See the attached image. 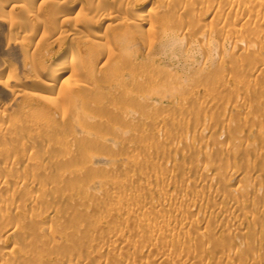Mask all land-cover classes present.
Returning <instances> with one entry per match:
<instances>
[{"label": "bare ground", "instance_id": "obj_1", "mask_svg": "<svg viewBox=\"0 0 264 264\" xmlns=\"http://www.w3.org/2000/svg\"><path fill=\"white\" fill-rule=\"evenodd\" d=\"M56 45L67 46L51 58V49ZM231 77L236 78L230 87ZM192 86L209 87L217 95L229 91L236 95L240 91L256 102L242 99L235 106L232 97L222 100L214 93L203 94L199 99L202 109L200 104L193 105L196 108L190 110L191 114L168 121L169 127L180 131L196 130L191 138L198 142V149H185L191 138L181 134L162 141L161 148L169 152L160 154L161 158L171 161L175 153L185 151L188 156L196 153L203 158L223 157L217 153L225 150L228 156L230 145L244 144L254 150L255 156L263 155V164L256 165L259 168L252 164L248 172L234 170L230 162L235 164V151L227 157L226 166L220 163L221 158L214 164L195 158V163L188 162L184 176L167 172L163 181L150 190L124 191L126 203L117 202V196L104 189L115 188L114 180L126 174L106 176L99 187L88 178L89 171L96 174L100 169L96 162L109 156L106 147L109 153L112 149L127 155L130 148L142 145L146 139L156 145L166 138L165 130H148L135 138L127 134L132 128L165 123L159 116V106L175 110L189 106L188 101L184 102L187 99L180 102L175 97L184 93L191 96ZM112 91L123 100L112 103L105 99ZM168 92L175 99L165 105L167 98L163 95ZM205 105L211 108L206 110L210 122L196 125L194 121L207 115ZM250 108L255 109L252 115ZM235 113L243 114L241 126L235 125ZM234 125L240 130L228 131ZM262 125L264 0H0V190H11L10 195H3V190L0 193V264H142V258H147L144 264H195L191 254L181 255L177 249L199 240L200 246L206 242L199 249L207 255V242L214 237L222 252L212 261L205 258L197 264H223L229 260L247 264L240 260L239 253L243 249L251 250L249 254L253 251L241 241L264 233V222L248 220L255 210L264 212V194L261 202L260 195L257 197V203L247 194L242 195L240 191L245 188L239 187L245 181H249L245 186L251 187L248 184L258 180L256 186L253 184L255 188L261 185L259 180L264 183V177L259 178L264 172ZM27 126L33 130H25ZM253 129L261 135L258 144L250 136L244 137L243 133ZM215 131H228L226 144L219 141ZM110 132H119L123 141L106 138ZM34 147L49 152L37 149L43 154L34 156L29 153ZM51 154L56 158L51 159ZM139 154L132 156L147 160L146 154ZM28 164L40 166L46 173L61 167L70 169L46 179L50 187L40 191L32 187L44 183L47 177L26 172ZM210 172H223L224 183L236 181L238 185L219 189L213 174L207 178ZM197 173L207 177L200 175L198 180L194 177ZM174 185L178 187L166 189L164 198L158 199L163 186ZM205 196L212 202L199 205ZM173 198L180 204L168 207L163 218L159 212L140 209L133 203L140 199L142 204L159 205ZM44 199L51 203L45 205ZM231 201V206L224 204ZM60 204L68 211L55 213L54 208ZM183 204L197 205L198 212H187ZM37 205L41 208H35ZM16 208H27L37 218L50 216L43 221L36 220V216L35 220L27 219L18 231L17 223L1 213ZM175 219L178 227L187 228L174 236L168 222ZM190 224L197 228H189ZM222 235L232 241V249L224 247ZM151 248L155 251L149 254ZM248 264L263 263L253 256Z\"/></svg>", "mask_w": 264, "mask_h": 264}, {"label": "rangeland", "instance_id": "obj_2", "mask_svg": "<svg viewBox=\"0 0 264 264\" xmlns=\"http://www.w3.org/2000/svg\"><path fill=\"white\" fill-rule=\"evenodd\" d=\"M140 5V4H139ZM66 46L67 45H65V46H62V47H59V46H54L53 47V49H51L52 51L50 52L51 54H52V57L51 58H56L57 57V55L59 54V53H61V52H64V50L66 49ZM56 54V55H55ZM233 76V75H232ZM236 77H231V79L229 80V84H228V86H230L231 87V85H233V83H234V79H235ZM192 87H194V89L192 88V94H191V96L189 95V94H181L182 96H180V94L179 95H177L175 98H176V100L177 101H180V102H182L181 101V99L184 101L185 99H187L186 101H184V102H187L188 101V105L189 106H187V107H185V108H183V109H181V110H175L174 108H168V107H166V106H159L158 107V112L160 113V118H162V119H164V122L165 123H163V124H159V123H157V124H155V125H153V126H150V127H142V128H132V129H130V130H128L129 132H128V134H127V136H130L131 138H135L137 135H139V134H142V132H145V131H148V130H150L151 132H155V131H157V130H165V136L164 137H166V138H161L158 142L159 143H157L156 145H155V143H153L151 140H144L143 141V143H142V145H138L137 147H133V148H130L129 149V153L127 154V155H125V154H121V153H117L115 150H114V152L112 151V149H110L111 151V153H109V150H108V147H106V149H107V151H108V154H109V156H107V157H103L102 155L104 154L105 156H106V154H107V151L105 152V149H103L104 151V153L101 155V158L103 157V159H100V161L102 162H100V161H98V162H96V164L98 163V165L97 166H99L100 167V169H101V172H100V169H97L95 172H96V174H93L92 172V175H91V173H90V171L88 172V175H90L88 178H90V180H95V182H97L96 183V186H100L101 185V183H105V180L108 178V177H106V176H112V175H114L115 173H120V172H122V173H124V174H126V176L123 178V179H121V178H116L114 181H115V188H108V187H104V189H105V191H107V192H109V193H113V194H115V196H117V202H119V203H126L127 201H128V197H126V196H124V194H123V192L124 191H130V190H142V191H144V190H146V189H151L154 185H156V184H158V183H160L161 181H163V179H164V177L167 175V174H175L176 175V177H179V176H184L186 173H187V171H186V168H187V166H188V162H191L192 164H193V162L196 160L195 158H197V160H199V158H200V162H201V159H202V161H205V162H208V163H211L212 162V164H214L215 162H217V159H219L220 160V158L221 159H225L224 161L222 160L221 162L220 161H218V162H220L221 164H224L225 166L227 165L225 162L227 161V157L231 154V153H233L234 151V154L236 155V160H234L235 161V164H233V162L230 160V159H228V162L227 163H229L230 161V164H231V166L232 165H234L235 166V168H234V170L237 168L238 170H240V172L241 171H243V172H248V171H250L252 168H253V165H254V167H257V168H259L258 166H256L257 165V162H260V164L262 163V160L263 159H261V157H263V155L262 154H260V156L258 157V155H259V153L257 154V152H256V154H257V156H255V152H253L254 150H252L251 148H249V147H243V145L244 144H240V145H236V144H234V145H230V147L232 148H230L229 149V152H228V156H227V151H226V153L223 151V152H218L217 153V156H218V154L219 155H221V156H223V157H220V156H218L217 158H215V156L213 155L212 157H210L211 155H209V156H207L206 158L204 157L203 158V156H198L196 153H195V155H192V156H188L189 154L187 153V151H185V152H177V153H175L174 155H176L177 156V158H176V156H175V158L173 157V152L171 153V156H172V158H174V159H171V161H166V160H164V159H162L161 158V155H162V153L164 152V154L166 153V154H168V152L169 151H166V149H163V148H161V144H162V141H165V140H171V139H174V138H176L177 136L178 137H180L179 135H186L187 134V138H188V140L191 138V137H193V132L196 134L197 133V131L196 130H194V131H191V129L190 130H182V131H180L179 130V128L178 127H175V126H172V127H169V125H168V121H170L171 120V118H176L177 116V118H179V117H181V116H185L187 113L189 114V112H190V114H191V111H194V108H196V107H194L193 108V105L195 106V105H197V104H200L199 106H200V108L202 107L201 105H203L202 103H201V101L199 100V99H201V97L202 96H204V95H209V94H212V93H214L217 97H219L220 99H222V100H224L225 98H226V100H228V98H233V99H235V100H233V99H231V101H235L236 103H233V102H231L232 104H236L235 106H237L238 104L237 103H240V101H242V99H245L246 101H248V102H250V103H255L256 102V100L255 99H252L251 97H249V96H245V95H241V93H240V91H238V92H236V95H234L233 94V91L232 92H228V94L227 95H224V94H220V95H217L215 92H212L211 90H210V88L209 87H205V86H192ZM113 92V91H112ZM167 93V92H166ZM194 93V94H193ZM110 93H108L107 94V96L108 97H106L105 99H108L109 101H114V102H118L119 101V98L121 97V95H118V93H116L115 91L113 92V93H111L110 95H109ZM115 94V95H114ZM173 94V93H172ZM172 94L170 93L169 94V92H168V94L166 95V94H164L163 96L165 97V98H167L166 99V101H167V103L165 104V105H167V104H170V102L172 101V99H175L174 98V96H172ZM204 94V95H203ZM172 97H171V96ZM192 96H194L195 98L197 97V99H193L194 97H192ZM162 97V96H161ZM170 97V98H169ZM180 97V98H179ZM110 98V99H109ZM121 98H123V97H121ZM120 98V99H121ZM179 98V99H178ZM251 99V100H250ZM121 100H123V99H121ZM199 101H200V103H199ZM120 102H123V101H120ZM5 103V102H4ZM113 103V102H112ZM119 103V102H118ZM6 104V103H5ZM204 108H205V112H206V117L205 118H203L202 116H200L199 117V115H198V117H199V119L200 120H197V121H194V123L196 122V125L198 124V125H200L199 124V122H202V123H205V124H209V122L210 121H208L209 120V118L211 117V116H209V113L210 112H208V111H206L207 109H209L210 107H207V105H205V106H203ZM207 107V108H206ZM203 108V109H204ZM193 109V110H192ZM202 109V108H201ZM211 109V108H210ZM252 109V110H251ZM191 110V111H190ZM250 113H251V115L253 114L252 112H254L255 111V109L254 108H250ZM198 113V112H197ZM197 113H195V114H197ZM192 114H194V113H192ZM201 115V114H200ZM237 115H238V117H237ZM240 115H242L243 116V114L241 113V114H238V113H235V115H234V117H236L237 119H235V118H233V116H232V118H233V120H236L237 121V123L235 124V125H239V124H243V120L241 121V119H240V117H242V116H240ZM250 115V114H249ZM196 117V119L198 118L196 115L194 116L193 115V118H195ZM239 118V119H238ZM119 119H121V117H118V120ZM195 119V120H196ZM203 120V121H202ZM239 121V122H238ZM212 122V121H211ZM241 122V123H240ZM89 124H92V123H89ZM241 124V125H242ZM168 125V126H167ZM235 125H234V127L232 126V127H229V129L230 130H228V131H231V132H234V131H232V129L234 130L236 127H235ZM241 125H239V126H241ZM249 125H250V123H249ZM256 125V124H255ZM254 125V126H255ZM253 126V125H252ZM253 126V128H255ZM262 126H264V125H262ZM31 128V126H27V128H25V130H28V129H30ZM33 127V126H32ZM199 127V126H198ZM249 127H251V126H249ZM256 127H257V125H256ZM165 128V129H164ZM236 129H238L237 131H239L240 129L239 128H236ZM235 129V130H236ZM256 129V128H255ZM255 129H253L252 131H250V133H243L244 134V137L246 138V136L247 137H249L250 136V139L251 140H253V141H257L256 143L258 144V141H259V139H258V136L260 137L261 135L259 134L258 135V131L256 130V132H255ZM31 130H33V129H30V130H28V131H31ZM228 131L227 132H223L222 134L218 131L217 133H216V131L214 132V135H217L218 136V139H219V141L221 142V141H223V143H227V141H228ZM255 133H254V132ZM182 132V133H181ZM218 133H220V134H218ZM230 134V133H229ZM257 134V138H255V135ZM181 135V136H182ZM192 135V136H191ZM246 135V136H245ZM253 135V136H252ZM109 136V137H108ZM120 136H121V134H119V132H110V133H108V135L106 136V138H109V139H112L113 138V142H114V140H122L123 141V138H122V136H121V138H120ZM190 136V137H189ZM195 136V135H194ZM216 136V137H217ZM195 138V137H194ZM193 138V139H194ZM253 138V139H252ZM257 139V140H256ZM187 140V141H188ZM191 141L189 142L190 143V145H189V143L187 142V144H186V146H188V147H186L185 149H189V151L191 150V149H194L195 150V152H196V149H198L197 148V143L198 142H196V139L195 140H192V138L190 139ZM192 142L193 143H195V144H192ZM105 148V147H104ZM110 148V147H109ZM34 149V150H33ZM33 149H31V151L32 152H30V150H29V153L30 154H32V155H39L38 153L40 152V153H42V152H45V153H47V152H49L48 150L46 151L44 148H40V149H38V150H41L42 151V149H43V151L41 152V151H37V149H36V147H34ZM247 149V150H246ZM35 150L37 151V153L35 152ZM244 150H246V151H244ZM250 150V151H249ZM192 151V150H191ZM35 152V153H34ZM139 154V153H141L142 155H145V156H147L146 158H147V160L146 159H143V161L142 160H136V159H134L133 158V156L132 155H134V154ZM186 153V154H185ZM198 153V152H197ZM43 154V153H42ZM107 154V155H108ZM161 154V155H160ZM179 154V155H178ZM140 155V154H139ZM182 155V156H181ZM215 155H216V153H215ZM51 156L52 157H50V155H49V157L51 158V159H53V157H55L56 158V156L55 155H52L51 154ZM194 157V158H193ZM202 157V158H201ZM225 157V158H224ZM231 157V155L229 156V158ZM249 157H250V159H249ZM255 159H254V158ZM257 157H258V159H257ZM182 158V159H181ZM261 160H260V159ZM105 159H107V161L105 160ZM195 159V160H194ZM205 159V160H204ZM208 161H207V160ZM145 160V161H144ZM254 160H256V162L254 161ZM259 160V161H258ZM106 161V162H105ZM179 161V162H178ZM199 162V161H198ZM195 163V162H194ZM220 163H218V164H220ZM112 164H114L115 165V168H113V167H111L110 168V166H112ZM229 164V165H230ZM253 164V165H252ZM259 163H258V165H260ZM263 164V163H262ZM81 165H82V163H81ZM102 165V166H101ZM107 165V166H106ZM29 166H31V168H29ZM79 166V165H78ZM104 166V167H103ZM231 166H230V168H231ZM101 167H103L104 169H106V170H109V171H107L108 172V174L107 175H105L104 173H107L106 172V170H103V168H101ZM108 167V168H107ZM224 167V166H223ZM62 168V167H61ZM61 168H58L57 169V171H55V172H51V173H53V175H50L51 173H46L45 171H43V169H40V166L38 167L37 165L35 166V165H33V167H32V164H28L27 166H26V168H24L25 170H26V172H34L35 174H37V175H44V178L45 177H47V178H45V182L43 183H40V184H38V185H34V187H32V189L33 190H35V189H39L40 191L42 190H44L45 188H48V183L46 184V179L48 180V178L49 179H52L54 176H56L57 174H59V173H63L64 171H65V168L63 169H61ZM98 168V167H97ZM112 168H113V170H112ZM172 168V169H171ZM230 168H228V169H230ZM40 169V170H39ZM70 169V168H69ZM68 168L66 169V171L67 170H69ZM174 169V170H173ZM236 169V170H237ZM245 170V171H244ZM264 170V169H263ZM62 171V172H61ZM65 171V172H66ZM170 171V172H169ZM58 172V173H57ZM94 172V173H95ZM168 172V173H167ZM40 173V174H39ZM54 173H55V175H54ZM90 173V174H89ZM97 173H98V175L99 174H101L102 173V176L100 177V175L98 176L97 175ZM167 173V174H166ZM6 174H8V175H10L11 176V173H9V172H7ZM206 174H208L207 176L206 175H203V176H206L207 178H209V175L211 176L213 173L212 172H210V173H206ZM201 174L200 173H197L194 177L196 178V179H198L199 177H201L200 176ZM261 175V174H260ZM264 175V172L262 173V175L261 176H259V178L260 177H264L263 176ZM82 176V175H81ZM84 176H86L87 177V173L86 174H84ZM147 176V177H146ZM213 178L215 179V180H217V181H219V183H217L216 185H217V187L220 185V188L219 189H224V190H229L230 188H232L233 186L234 187H236V185H238V183L236 182V181H234V182H231V184H226V183H224L223 182V172H216V174L214 173L213 175ZM215 176V177H214ZM83 177V176H82ZM144 177H146L147 178V180H146V178L144 179ZM85 178V177H84ZM210 178H212V177H210ZM96 179H98V180H96ZM162 179V180H161ZM261 179V178H260ZM199 180V179H198ZM256 182H258V180L256 181ZM256 182H254L253 184L255 185V183ZM259 182H261V183H258L260 186H258V187H256L255 188V186L257 185H253V184H251V182H250V184H248V185H251V187L249 186V187H246L245 186V184L246 183H249V181H245L244 183H242V184H244V185H242L241 187H239L240 189L243 187V188H245V189H242L240 192H242V195H244V194H247V195H245V196H243L244 198L247 196V197H249V199L251 200V201H254V202H257L258 201V198H259V195H260V198H259V201L260 200H262V194H264L263 192V190H264V183H263V179H261V181L259 180ZM98 183H99V185H98ZM263 183V184H262ZM43 184V185H42ZM219 184V185H218ZM241 184V183H240ZM181 185L183 186V183H181ZM226 185V186H225ZM222 186V187H221ZM254 186V187H253ZM49 187H50V185H49ZM178 187V185H174V186H170V187H165V189H164V186L161 188L162 189V192H159V196H158V199H162V198H164V191H165V193L167 192V190L166 189H168V191L170 190V189H174V188H177ZM214 187H216L215 185L213 186V189H215ZM253 187V188H252ZM261 187H263L262 189H261ZM249 188V189H248ZM259 190H258V189ZM253 189H254V191H256L255 193H254V191H253ZM4 192H3V191ZM2 190H0V193H1V191H2V193H3V195H6V193H8L9 195H10V191H7V190H4V189H2ZM246 190V191H245ZM250 192H249V191ZM7 191V192H6ZM244 191V192H243ZM261 191H262V193H261ZM1 193V194H2ZM163 193V194H162ZM254 193V194H253ZM24 194V193H23ZM250 194V195H249ZM252 194V195H251ZM91 195V194H90ZM90 195H88V197H91ZM238 198L239 197H241V196H237ZM242 197V198H243ZM258 197V198H257ZM203 199H202V201L200 202V203H198L199 205H205V204H207V203H209L210 204V202H212L211 201V197H202ZM207 198V199H206ZM254 199V200H253ZM257 199V200H256ZM45 200V199H44ZM238 200H240V199H238ZM48 201V202H47ZM131 201V200H130ZM129 201V202H130ZM166 201H167V203H166ZM259 201L257 202V203H259ZM44 202V201H43ZM47 202V203H46ZM49 202L51 203V200L50 199H46L45 200V205H47V204H49ZM141 202H142V200H141ZM261 202V201H260ZM133 203L135 204V205H137V207L139 208L140 207V209H149V210H152V211H156V212H159V214H160V216L163 218V214H165L166 215V213H164V211H167V210H169V208L168 207H170V208H174V206H178L179 204H180V202H179V200L178 199H175V198H173V199H170V200H165V203L163 204V202H161V203H159V205H156V204H152V205H150V204H148V205H146V203L145 204H142V203H140V199H136V200H133ZM226 203V204H225ZM209 204H207V205H209ZM224 204L225 205H227V206H231V204H232V201L231 202H229V204H228V202H224ZM115 205V204H114ZM114 205H112V206H108V207H113ZM40 206H35V208H39ZM60 207V208H59ZM136 207V206H135ZM136 207V208H137ZM183 207L186 209V211L187 212H190V213H197L198 212V208H197V205H191V204H188V205H184L183 204ZM41 208V207H40ZM57 208H58V210H57ZM62 208V209H61ZM137 208V209H138ZM67 208H66V206L65 205H63V204H60L58 207H56V208H54V212L55 213H57V214H59V212H65V211H68V209L66 210ZM61 210V211H60ZM1 213L3 214V216H5L6 218H9L10 220H13V221H15L16 223H17V228H18V231H20L25 225L24 224H22V223H24V221L25 220H30V219H32L33 218V220H41V221H43L44 219H46V218H48L49 216H50V214H44V215H40V216H38V218H37V215H35L34 213H33V216H32V213H31V211L29 212V210L26 208V209H24V208H16L15 210H13V211H7V210H2L1 211ZM19 216V217H18ZM36 216V217H35ZM34 217H35V219H34ZM249 217H250V219H249ZM249 217H248V220H250V221H252V220H255V222H257V223H261V222H264V212H262L261 210H255L253 213H251L250 215H249ZM25 218V219H24ZM18 219H19V221H18ZM22 220V221H21ZM21 221V222H20ZM176 219L174 220V221H169L168 223V227H169V229H170V231L174 234V236L176 235V234H180V233H182L183 231H185L186 230V228H187V226H185V227H178V225H176ZM24 225V226H23ZM252 226V225H251ZM189 228H191V229H196L197 228V226L195 225V224H190L189 225ZM250 230L251 228H247V230ZM248 230V232L249 233H253V229H251L252 231H249ZM256 234V232L254 233V235ZM223 236V235H222ZM170 237V236H169ZM170 238H174V237H170ZM215 238V239H214ZM214 238H212V239H210V241L209 242H207L209 245H210V249H209V253L207 254V255H204V254H202V252L200 251V247H202V246H204L205 245V243L206 242H204L203 243V245H201L200 246V241L199 240H197V241H195V242H193V243H191L189 246H187V247H182V248H178L177 249V251H178V253H180L181 255H192V258H193V261H194V263L195 264H197V263H202V262H204V259L205 258H210L209 259V261H212V259L213 258H215V257H217L222 251H220V250H218V247H217V244H218V241H217V238L216 237H214ZM223 238H224V240H223V244H224V247H230L231 249L233 248V246H232V241L231 240H229V239H227V238H225L224 236H223ZM168 239V238H167ZM218 240H221V239H219L218 238ZM216 241V242H215ZM242 242V244H245L246 242V245L248 244V246L249 247H251V249H252V253L253 254H249V252H251V250H248V249H243V253H239V256H240V260L242 261V262H250V260L253 258V256H257V257H259V258H261V260H262V263L264 264V233H261V236L259 235V234H257V236L255 235V237H252V238H250V239H248V240H244V241H241ZM239 244H240V242H238ZM189 248V249H188ZM155 250L153 249V248H151V250L149 251L150 253L149 254H151V253H153ZM174 251H176V250H174ZM218 251V252H217ZM15 254H16V251L14 252ZM177 253V252H176ZM251 255H253V256H251ZM147 257V256H146ZM115 259V258H114ZM147 260V258H142V264H144V261L146 262V263H148V261H146ZM248 262H247V264H248ZM161 264H163V263H161ZM209 264H211V263H209ZM223 264H235V262H232L231 260H229V261H227V262H225V263H223Z\"/></svg>", "mask_w": 264, "mask_h": 264}]
</instances>
